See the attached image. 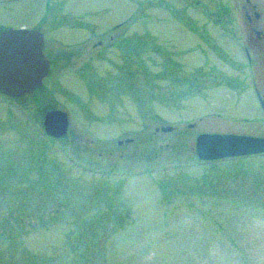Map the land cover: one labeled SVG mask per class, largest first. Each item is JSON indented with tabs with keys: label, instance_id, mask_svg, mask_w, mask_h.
<instances>
[{
	"label": "rangeland",
	"instance_id": "rangeland-1",
	"mask_svg": "<svg viewBox=\"0 0 264 264\" xmlns=\"http://www.w3.org/2000/svg\"><path fill=\"white\" fill-rule=\"evenodd\" d=\"M213 1L0 6L52 62L40 88L0 94V264H264V154L195 152L202 132L264 136L245 26L213 23ZM51 109L68 115L60 138Z\"/></svg>",
	"mask_w": 264,
	"mask_h": 264
},
{
	"label": "water",
	"instance_id": "water-1",
	"mask_svg": "<svg viewBox=\"0 0 264 264\" xmlns=\"http://www.w3.org/2000/svg\"><path fill=\"white\" fill-rule=\"evenodd\" d=\"M44 37L36 29H7L0 34V94L17 98L43 85L49 74V63L43 54ZM69 127L66 112L51 109L45 112V134L64 136ZM165 127L162 131H169ZM130 140H126L128 142ZM121 143V142H119ZM195 152L201 161L264 154V137L234 133H200L195 140Z\"/></svg>",
	"mask_w": 264,
	"mask_h": 264
},
{
	"label": "flooded vegetation",
	"instance_id": "flooded-vegetation-1",
	"mask_svg": "<svg viewBox=\"0 0 264 264\" xmlns=\"http://www.w3.org/2000/svg\"><path fill=\"white\" fill-rule=\"evenodd\" d=\"M12 1L13 0H0V6H9ZM182 1L191 2L196 6H205L204 0ZM214 2L215 0L212 2L213 5L215 4ZM217 5H220L223 8L224 14L216 15L210 12L209 17L213 23H218L222 20H225L227 22H237L238 20H241V22L245 26L247 39L250 44L249 47L245 46L243 48L245 53L246 71L249 85L248 93L250 94V96H254L256 98L264 121V0H220ZM31 29L41 31L38 27ZM4 30L7 29L0 26V34ZM100 45H102V41L98 40L93 43L92 49L97 48ZM45 47L46 41L44 37L43 54L46 61L49 63L50 70L52 62L50 58L45 54ZM165 127L169 126H156L154 128V132H157L159 130L162 131V129ZM129 140L130 141L128 142L125 141V143L132 142L131 139Z\"/></svg>",
	"mask_w": 264,
	"mask_h": 264
}]
</instances>
